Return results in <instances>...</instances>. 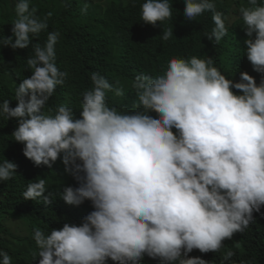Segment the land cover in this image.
<instances>
[{
  "label": "clouds",
  "instance_id": "obj_1",
  "mask_svg": "<svg viewBox=\"0 0 264 264\" xmlns=\"http://www.w3.org/2000/svg\"><path fill=\"white\" fill-rule=\"evenodd\" d=\"M96 1L105 7L112 0ZM169 2L146 0L128 21L126 0L112 12L122 24L115 31L135 35L169 60L160 75H150L159 67L148 62L147 74L136 76L133 112L110 107L108 93L122 97L125 90L101 72L82 93V111L58 106L68 78L56 63L61 34L49 33L46 45L32 39L49 28L53 13L41 20L30 0L16 5L15 42L8 37L4 47H31L34 54L27 59L29 78L0 104V115L19 121L12 135L36 167L52 168L63 157L78 187H66L62 202L91 201L95 209L82 225L66 223L51 233L36 227L39 264H140L145 255L164 264H207L188 254L221 252L264 207V0H243L234 27L215 0ZM82 11L87 14V4ZM202 18L212 19L199 23V40L208 47L189 57L193 23ZM111 57H128L133 65L140 54L129 46ZM17 172L5 160L0 181ZM46 185L43 178L30 183L24 199L53 205ZM31 232L17 217L0 235L20 252L28 251ZM234 256L229 250L224 259ZM0 260L13 264L2 249Z\"/></svg>",
  "mask_w": 264,
  "mask_h": 264
},
{
  "label": "trees",
  "instance_id": "obj_2",
  "mask_svg": "<svg viewBox=\"0 0 264 264\" xmlns=\"http://www.w3.org/2000/svg\"><path fill=\"white\" fill-rule=\"evenodd\" d=\"M122 1L112 0L103 7L96 0H30L31 7L38 9L37 15L41 20L49 12L53 13L47 21L49 28L42 32L38 39L33 37V43L39 42L41 45H46L49 33L58 31L61 34L56 46V63L61 71L68 73V78L65 86L59 90L63 97L58 106L80 107L82 111V93L93 88L91 75L101 72V75L106 77L114 87H123L125 90V95L122 97L116 96L114 92L108 93L110 107H116L122 112L125 110L133 112L135 111L133 104L137 97L131 85L136 76L147 74L148 62L159 67V71L150 74L152 76L160 75L161 70L168 66L169 60L164 51L150 50L149 46L140 43L135 35L119 34L114 30L122 24L113 18L112 12ZM126 1L131 10L126 20L128 21L139 14L146 0ZM170 1L171 5H176L179 0ZM242 1L215 0L217 11L225 14V19L228 18L232 27L235 25L233 19L239 14L238 7ZM18 2L19 0H0V104L15 94V86H19L24 79L29 78L27 59L34 54L31 47L13 50L10 46L4 47L3 44L8 37L13 38L15 42L12 24L17 18L16 5ZM86 4L88 11L84 14L82 9ZM207 20L209 23L212 22L211 18H202L193 23L187 56L199 55L198 50L207 49V42L201 43L199 40L201 29L199 23ZM112 33L114 36L111 43ZM221 45L226 46V41ZM129 46L137 48L140 54L139 59L133 65H129L128 57H117L116 59L111 57L112 52ZM243 59L246 60V57ZM47 114L52 115L50 112ZM150 115L155 117V112ZM18 126V120H8L0 115V164L8 160L18 165V172L12 180L0 181V232L6 229L9 219L19 217L32 225L31 242L29 241L28 251H14L10 241L0 235V249L13 257V264H39V248L34 239L36 227L51 233L53 229H62L66 223L82 225L84 218L95 209L91 201L80 206L68 205L61 201L60 198L66 187H78L77 180L63 169V157L52 168L36 167L24 155L25 145L14 140L12 134ZM40 178L47 181L48 191L55 194L56 198L51 206L41 204L40 200L24 199L23 193L29 184L38 182ZM15 239L21 242L19 238ZM238 243L239 248L236 247ZM229 250L235 252V256L229 260H225L224 255L219 252L204 254L199 250L189 253L188 257L202 258L207 264H264V207L260 212H254L251 226L244 233H237V242L229 243L226 252ZM144 259V264H164L163 261L152 259L147 255ZM107 264H116V262L109 259ZM140 264H142L141 261Z\"/></svg>",
  "mask_w": 264,
  "mask_h": 264
},
{
  "label": "rangeland",
  "instance_id": "obj_3",
  "mask_svg": "<svg viewBox=\"0 0 264 264\" xmlns=\"http://www.w3.org/2000/svg\"><path fill=\"white\" fill-rule=\"evenodd\" d=\"M231 242H235V243L237 242V235L236 234L234 235V237L232 239L226 240L224 242V248L219 253L222 254V255H224L225 252H226V249L228 247V244L231 243ZM210 253H213V252H210ZM142 262H144V261L142 260Z\"/></svg>",
  "mask_w": 264,
  "mask_h": 264
}]
</instances>
